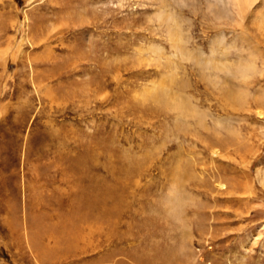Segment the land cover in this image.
Returning <instances> with one entry per match:
<instances>
[{
    "label": "rangeland",
    "instance_id": "obj_1",
    "mask_svg": "<svg viewBox=\"0 0 264 264\" xmlns=\"http://www.w3.org/2000/svg\"><path fill=\"white\" fill-rule=\"evenodd\" d=\"M258 168L264 0H0V264H264Z\"/></svg>",
    "mask_w": 264,
    "mask_h": 264
},
{
    "label": "bare ground",
    "instance_id": "obj_2",
    "mask_svg": "<svg viewBox=\"0 0 264 264\" xmlns=\"http://www.w3.org/2000/svg\"><path fill=\"white\" fill-rule=\"evenodd\" d=\"M223 1H226V0H219V2H222V3H223ZM227 2L231 3V5H233L236 9L241 11V10H244L245 8H249L252 4H254L255 0H227ZM162 98L166 99V97H162ZM183 101L184 100H182V99L181 100H174V102L172 104L166 103V105L171 106L172 109L178 110L177 112H180L182 114V113H185L187 111V104H186V102H183ZM257 175H258L257 177H258L259 181L261 182V184L264 185V176L262 175L261 169H259V168L257 170Z\"/></svg>",
    "mask_w": 264,
    "mask_h": 264
}]
</instances>
